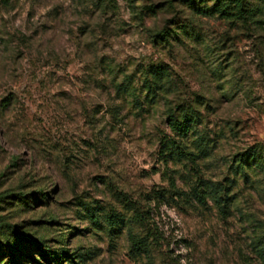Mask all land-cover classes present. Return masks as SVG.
I'll return each mask as SVG.
<instances>
[{"label":"rangeland","instance_id":"1","mask_svg":"<svg viewBox=\"0 0 264 264\" xmlns=\"http://www.w3.org/2000/svg\"><path fill=\"white\" fill-rule=\"evenodd\" d=\"M259 19L185 0H0V264H48L36 243L64 252L51 264H264V171H235L264 151ZM171 110L197 114L185 137Z\"/></svg>","mask_w":264,"mask_h":264},{"label":"trees","instance_id":"2","mask_svg":"<svg viewBox=\"0 0 264 264\" xmlns=\"http://www.w3.org/2000/svg\"><path fill=\"white\" fill-rule=\"evenodd\" d=\"M203 1H213V3L208 6L206 4L200 5ZM188 7L192 8L196 12L202 13H218L222 16L226 17H233L235 19L241 21H261L259 18L264 16V0H262L261 4L255 6H248L246 4V0H185ZM148 9H152L150 6ZM259 17V18H258ZM172 31L170 32L167 29H162L153 34V36L159 38L162 41L168 42V38L174 37L175 34ZM166 71L157 65V66H150L145 71V77L143 79V90L145 91V95H150L151 98L155 99L159 91H161L165 86L166 83ZM124 88L126 89L127 86H124L122 83L117 85V89ZM197 114L193 111L188 112L187 110L183 111L181 116L176 115L172 110L169 111L166 115L167 125L169 130L175 133L178 136H186V133L191 129V126L198 122ZM169 142L171 141L168 139ZM168 142V141H167ZM168 142V143H169ZM167 144V143H166ZM202 145V149L204 148V144ZM175 147V145H174ZM242 158H240V163L237 164L235 171L239 168L241 169L240 175L246 177V171L241 162L244 160L248 161L251 159V162L254 167L260 168V170L264 171V151L259 149H251V152L247 155V158H244V154H241ZM248 163V162H247ZM222 188L218 187L217 185L213 187V201L217 204V206L224 209V203L222 202L221 198ZM112 224L117 222V219L110 218ZM36 246L39 249V252L43 257L47 259V263L51 264L56 259H60L61 255H63V251L57 252L53 250H49L46 248L45 244L36 243ZM11 249L12 246H11ZM16 254L11 253L9 255V262L8 264H14L16 261ZM17 263V262H16Z\"/></svg>","mask_w":264,"mask_h":264}]
</instances>
